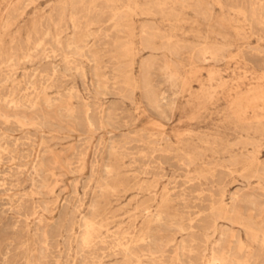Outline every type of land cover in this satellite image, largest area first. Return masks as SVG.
<instances>
[{
    "label": "rangeland",
    "instance_id": "374dc122",
    "mask_svg": "<svg viewBox=\"0 0 264 264\" xmlns=\"http://www.w3.org/2000/svg\"><path fill=\"white\" fill-rule=\"evenodd\" d=\"M228 1L95 0L90 12L80 17L72 12L80 0H0V114H16L30 124L5 126L0 119V144L11 146L13 151V157L4 156L0 162V264H97L100 260L99 264H264V248L256 246L258 243L239 225L252 216L264 230V177L255 173L257 164H264V18L260 17L264 11L257 0ZM114 10L119 13L112 22ZM55 21L66 27H54ZM28 38L29 48L34 49L27 58ZM45 49L55 53L44 55ZM47 63L59 69L46 91L54 102L53 110L46 113L41 102L30 111H14L11 103L22 98L30 83H38ZM9 75L14 78L10 80ZM155 91L157 95L165 93L167 100L160 103ZM84 109L91 113L92 127L82 122ZM158 157L162 160H156ZM213 201L224 202L228 215L223 218L214 212L216 218L212 216L209 209ZM91 225L93 229H88ZM84 235L89 238L84 240ZM64 238L70 242L62 241ZM131 238L137 246L133 244L132 254L125 256L118 244L130 243ZM101 240L106 241L101 245ZM67 251L71 252L67 255ZM258 253H262L261 260L255 262L253 256Z\"/></svg>",
    "mask_w": 264,
    "mask_h": 264
},
{
    "label": "bare ground",
    "instance_id": "6f19581e",
    "mask_svg": "<svg viewBox=\"0 0 264 264\" xmlns=\"http://www.w3.org/2000/svg\"><path fill=\"white\" fill-rule=\"evenodd\" d=\"M26 1V0H25ZM89 1V0H88ZM100 1V0H99ZM107 1H110V0H107ZM162 1V0H161ZM226 1V0H225ZM228 1V0H227ZM241 1V0H240ZM248 1H250V0H248ZM247 1V2H248ZM252 1V0H251ZM250 1V2H251ZM254 1V0H253ZM262 1H264V0H257L255 3L256 4H259V7L262 9V11H264V2H262ZM74 2V1H73ZM95 2V0H91L90 2H88V3H85L84 1H82V0H80V4H79V6H78V8L76 9V10H74V8H73V11L72 12H74L75 13V11L77 12V14L78 15H80V17H83L84 15H86V14H88L89 12H90V10H91V6L93 5V3ZM118 2V1H117ZM116 2V3H117ZM175 2V1H174ZM182 2V1H181ZM229 2V1H228ZM231 2V1H230ZM239 2V1H238ZM242 2V1H241ZM245 2V1H244ZM25 3V2H24ZM159 3V2H158ZM234 3V2H233ZM236 3H237V0H236ZM240 3V2H239ZM253 3V2H252ZM101 4V3H100ZM199 4V3H198ZM228 4V3H227ZM232 4V3H231ZM248 4H249V2H248ZM98 5V4H97ZM104 5H107V4H104ZM146 5H148V4H146ZM236 5H238V4H236ZM244 5V4H243ZM246 5V4H245ZM23 6V5H22ZM55 6H58V5H55ZM61 6V5H60ZM99 6V5H98ZM101 6V5H100ZM112 6H114V5H112ZM181 6H183V5H181ZM228 6H230V5H228ZM248 6V5H247ZM246 6V7H247ZM253 6V5H252ZM255 6V5H254ZM103 7V6H102ZM101 7V8H102ZM105 7V6H104ZM107 7V6H106ZM105 7V8H106ZM148 7V6H147ZM152 7V6H151ZM241 7H242V4H241ZM240 7V8H241ZM258 7V6H257ZM57 8V7H56ZM59 8V7H58ZM94 8H95V6H94ZM150 8V7H149ZM238 8V7H237ZM248 8V7H247ZM20 9V8H19ZM64 9H66V8H64ZM93 9V8H92ZM107 9V8H106ZM109 9V8H108ZM251 9H252V7H251ZM18 10V9H17ZM59 10H60V8H59ZM120 10V9H119ZM145 10H146V7H145ZM147 10H148V8H147ZM149 10H151V8L149 9ZM197 10V9H196ZM245 10H247V9H245ZM256 10V9H255ZM115 11V10H114ZM131 11V10H130ZM198 11H199V9H198ZM253 11V10H252ZM257 11H260L261 12V10H257ZM57 12V11H56ZM60 12V11H59ZM93 12V11H92ZM92 12L90 13V14H92ZM97 11H95V13H96ZM109 12H112V11H109ZM127 12H128V10H127ZM148 12V11H147ZM249 13L248 14H250V11H248ZM10 13V12H9ZM58 13V12H57ZM62 13V12H61ZM117 13H119V12H117V11H115L113 14L111 13L110 15H112V16H110L111 17V19H112V22H113V20L116 18V16H117ZM132 13V12H131ZM239 13H240V11H239ZM259 12H257V14H258ZM13 14V13H12ZM51 14H53L52 12H51ZM56 14V13H55ZM59 14V13H58ZM107 14H108V12H107ZM121 14H124V13H121ZM254 14H255V11H254ZM261 14V13H260ZM14 15V14H13ZM98 15V14H97ZM109 15V14H108ZM132 15V14H131ZM51 16V15H50ZM56 16V15H55ZM70 16V15H69ZM121 16V15H120ZM60 17H61V15H60ZM79 17V18H80ZM86 17V16H85ZM90 17V16H89ZM88 17V18H89ZM95 17V16H94ZM102 17H103V15H102ZM208 17V16H207ZM247 17V16H246ZM250 17H252V15L250 16ZM261 18H264V15H262V16H260ZM7 18V17H6ZM8 18H10V17H8ZM93 18V17H92ZM95 18H97V17H95ZM99 18V17H98ZM100 18H101V16H100ZM55 19H56V17H55ZM81 19H83V18H81ZM91 19V18H90ZM107 19H109V18H107ZM120 19H121V17H120ZM248 19V18H247ZM257 19H260V18H257ZM58 20V19H57ZM78 20V19H77ZM97 20V19H96ZM101 20V19H100ZM116 20H118V19H116ZM251 20V19H250ZM261 20V19H260ZM59 21V20H58ZM102 21H103V19H102ZM107 21V20H106ZM252 21V20H251ZM256 21V20H255ZM262 22H264V20H261ZM73 22V21H72ZM261 22V23H262ZM5 23V22H4ZM49 23V22H48ZM78 23H80V22H78ZM87 23V22H86ZM110 23H111V21H110ZM260 23V22H259ZM60 24V25H59ZM92 24V23H91ZM146 24V23H145ZM43 25V24H42ZM251 25V24H250ZM261 25V24H260ZM260 25H259V27H260ZM49 26V25H48ZM77 26V25H76ZM84 26V25H83ZM110 26V25H109ZM146 26V25H145ZM256 26V25H255ZM258 26V25H257ZM54 27H56V28H58V27H60V28H65L66 26L64 25V24H62V23H56V21L54 22ZM75 27V26H74ZM104 27V26H103ZM105 27H107V26H105ZM262 28H264V27H262ZM2 29V28H1ZM59 29V28H58ZM55 30V29H54ZM103 30V29H102ZM108 30V29H107ZM78 31V30H77ZM148 32V31H147ZM58 33H59V31H58ZM98 35V34H97ZM110 35V34H109ZM148 37V36H147ZM262 37H264V36H262ZM52 38V37H51ZM101 39H103V38H101ZM58 40V39H57ZM26 41V40H25ZM31 39L30 38H28L27 39V45H26V51H28L27 53L28 54H25L24 53V56L25 57H30L31 56V51L34 49L33 47H31V48H29L30 47V45H31ZM57 42H59V41H57ZM50 43V42H49ZM67 43V42H66ZM68 44V43H67ZM56 45V44H55ZM151 45H152V43H151ZM202 45V44H201ZM14 46V45H13ZM68 46V45H67ZM83 47V46H82ZM81 47V48H82ZM169 47V46H168ZM217 47V46H216ZM215 47V48H216ZM35 48H38V46L37 47H35ZM54 48V47H53ZM65 48H66V46H65ZM196 48V47H195ZM225 48V47H224ZM48 49H50V48H48ZM48 49H45L44 50V55L46 54V52H47V50ZM59 48H57V50H58ZM194 49V48H193ZM219 49H220V51H221V48L219 47ZM223 49V48H222ZM56 50V51H57ZM69 50V49H68ZM71 50V49H70ZM190 50H192V49H190ZM197 50H199V49H197ZM25 51V50H24ZM61 51H62V49H61ZM88 51V50H87ZM162 51H164V50H162ZM58 52V51H57ZM76 52V51H75ZM197 52V51H196ZM260 52V51H259ZM15 53V52H14ZM48 53H55V51L53 50V49H51V50H49L48 52H47V54ZM60 53V52H59ZM170 53V52H169ZM215 53H217V52H215ZM12 54H13V52H12ZM224 54V53H223ZM258 54V53H257ZM14 55V54H13ZM44 55H42L43 57H44ZM58 55V54H57ZM61 55V53L59 54V56ZM79 55H81V54H78L77 56H79ZM198 55V54H197ZM201 55V54H200ZM2 55H1V53H0V57H1ZM48 56V55H47ZM63 56V55H62ZM76 56V57H77ZM152 55H150L149 56V58H152L151 57ZM224 56V55H223ZM68 57V56H67ZM72 57V56H71ZM75 57V56H74ZM209 57V56H208ZM216 57V56H215ZM218 57V56H217ZM65 58V57H64ZM69 58V57H68ZM42 59V58H41ZM215 59V58H214ZM217 59V58H216ZM17 60V56H16V59H15V61ZM42 60H44V59H42ZM212 60V59H211ZM66 61V60H65ZM74 61V60H73ZM93 61V60H92ZM95 61V60H94ZM29 62V61H28ZM27 62V63H28ZM33 62V61H32ZM36 62V61H35ZM34 62V63H35ZM42 62V61H41ZM63 62V64H64V60L62 61ZM68 62V61H67ZM171 62V61H170ZM141 63V62H140ZM139 63V64H140ZM16 64V63H15ZM33 64V63H32ZM72 64H73V62H72ZM75 64V63H74ZM156 64V63H155ZM154 64V65H155ZM13 65V64H12ZM47 65L48 66H44V67H46L45 69H44V73L45 74H40V78H39V80H38V83H37V81H35V82H32V83H30V85H29V87H27V88H25V90H24V92H23V96H22V98L19 100L18 99V102H16V103H11L12 104V108H13V110L14 111H17L18 109H23V110H28V111H30V110H32V109H34L35 107H37L41 102H42V104H43V107H44V110H45V112L46 113H49V112H51L52 110H53V108H54V106H53V103L54 102H52V100H51V98H49L48 97V95L46 94V91H47V89H49V87H50V83L48 82V81H54L53 79L55 78V75H56V73H57V71L59 70L58 68V70L56 71V69H55V67L53 66L52 67V65H51V63H47ZM51 65V66H50ZM67 65V64H66ZM65 65V66H66ZM70 65V64H69ZM97 65V64H96ZM77 66V65H76ZM44 67H42V68H44ZM69 67V66H68ZM68 67H66L67 68V71H68ZM75 67V66H74ZM93 67V66H92ZM114 67V66H113ZM72 68V67H71ZM102 68V67H101ZM142 68V67H141ZM65 69V68H64ZM79 69V68H78ZM80 69H81V67H80ZM99 69V68H98ZM73 70V69H72ZM75 70H77V69H75ZM151 70V69H150ZM5 71V70H4ZM10 71H12V70H10ZM32 71V69H30V71L29 72H31ZM42 71V70H41ZM66 71V70H65ZM83 71V70H82ZM142 71H143V69H142ZM142 71H141V73H142ZM149 71V70H148ZM69 72V71H68ZM59 73V72H58ZM57 73V74H58ZM81 73V72H80ZM84 73V72H83ZM97 73V72H96ZM149 73V72H148ZM14 74V73H13ZM12 74V75H13ZM15 74H17V73H15ZM14 74V75H15ZM32 74V73H31ZM36 74V73H35ZM94 74V73H93ZM113 74V73H112ZM3 75V74H2ZM6 75H8V73L6 74ZM12 75H9V77L8 78H10V80H12L14 77L12 76ZM38 75V74H37ZM85 75V74H84ZM26 76V75H25ZM24 76V77H25ZM97 76V75H96ZM4 77V76H3ZM37 77V76H36ZM98 77V76H97ZM107 77V76H106ZM115 77V76H114ZM86 78V77H85ZM111 78V77H110ZM149 78V77H148ZM24 79H28V78H24ZM59 79V78H58ZM94 79V78H93ZM180 79V78H179ZM2 80V79H1ZM34 80V79H33ZM36 80V79H35ZM97 81H98V79H96ZM103 79H101V81H102ZM146 80H148V79H146ZM151 80V79H150ZM3 81H4V79H3ZM96 81V82H97ZM141 81H142V79H141ZM149 81V80H148ZM2 82V81H1ZM26 82V81H25ZM151 82V81H150ZM27 83V82H26ZM49 83V84H48ZM105 83V82H104ZM47 84V85H46ZM58 84V83H57ZM98 84V83H97ZM148 84V83H147ZM19 85V84H18ZM23 85V84H22ZM27 85H28V83H27ZM64 85V84H63ZM100 85V84H99ZM98 85V86H99ZM152 85V84H151ZM14 86V85H13ZM53 86V85H52ZM98 86H97V88H98ZM102 86V85H101ZM8 87V86H7ZM19 87H20V85H19ZM22 87V86H21ZM20 87V88H21ZM64 87V86H63ZM90 87H92V86H90ZM100 87V86H99ZM114 87V86H113ZM1 88V87H0ZM12 88V87H11ZM57 88V87H56ZM101 88V87H100ZM99 88V89H100ZM151 88V90H152V87H150ZM7 89V88H6ZM86 89V88H85ZM111 89V88H110ZM4 90V89H3ZM2 90V91H3ZM14 90V89H13ZM54 90V89H53ZM57 90V89H56ZM60 90H61V88H60ZM102 90V89H101ZM106 90H107V88H106ZM149 89H147V91H148ZM153 90H154V88H153ZM156 90V89H155ZM1 91V90H0ZM20 91V90H19ZM109 91V90H108ZM143 91V90H142ZM4 92V91H3ZM3 92H1V93H3ZM7 92H8V89H7ZM10 92H12V91H10ZM74 92V91H73ZM72 92V93H73ZM76 92V91H75ZM111 92V91H110ZM113 92V91H112ZM145 92V91H144ZM156 92L157 91H155V94H156ZM13 93V92H12ZM15 93V92H14ZM114 93V92H113ZM146 93V92H145ZM8 95H11V94H9V93H7ZM58 94V93H57ZM69 94V93H68ZM76 94V93H75ZM94 94H96V92L94 93ZM2 95V94H1ZM4 95V94H3ZM20 95H22V94H20ZM63 95V94H62ZM61 95V96H62ZM79 95V94H78ZM96 95H100V94H96ZM102 95V94H101ZM111 95V94H110ZM115 95V94H114ZM157 95V94H156ZM5 96H6V94H5ZM59 96H60V94H59ZM67 96V95H66ZM75 96V95H74ZM109 96V95H108ZM11 97V96H10ZM20 97V96H19ZM80 97V96H79ZM82 97V96H81ZM117 97V96H116ZM119 97V96H118ZM157 98H158V100H159V102L160 103H163V102H165L166 100H167V97L165 96V93L163 94V93H161V94H158L157 96H156ZM2 98V97H1ZM0 98V99H1ZM76 98V97H75ZM8 99V98H7ZM172 99V98H171ZM6 100V99H5ZM53 100H54V98H53ZM144 100V99H143ZM71 101V100H70ZM70 101H68V102H70ZM76 101V100H75ZM82 101V100H81ZM145 101V100H144ZM151 101V100H150ZM170 101V100H169ZM1 102V101H0ZM2 102H3V100H2ZM8 102H9V100H8ZM78 103V102H77ZM146 103H147V101H146ZM145 103V104H146ZM9 104V103H8ZM158 104V103H157ZM84 105V104H83ZM146 105H148V104H146ZM162 105V104H161ZM86 106V105H85ZM84 106V107H85ZM110 106V105H109ZM149 106H150V104H149ZM4 107H5V104H4ZM81 106H79V108H80ZM83 107V108H84ZM93 107H95V106H93ZM97 107V106H96ZM150 107H152V106H150ZM150 107H148V108H150ZM157 107V106H156ZM164 107H165V105H164ZM7 108H10V106H8ZM82 108V107H81ZM82 108V109H83ZM152 108H155V106H153ZM152 108H150V110L152 109ZM160 108V107H159ZM96 108H94L93 110H95ZM113 109V108H112ZM163 109V108H162ZM161 108H160V110L161 111H163ZM26 110H25V112H26ZM81 110V109H80ZM85 110V111H84ZM84 110H82V114H83V118H82V122L85 124V125H87V126H89V127H92L93 126V118H92V116H91V113L89 112V109H84ZM91 110V109H90ZM107 110V109H106ZM155 110V109H154ZM261 110V109H260ZM61 111H64V110H61ZM77 112V111H76ZM110 112V111H109ZM157 112V111H156ZM63 113V112H62ZM80 113V112H79ZM99 113V112H98ZM100 113H102V112H100ZM120 113V112H119ZM163 113V112H162ZM65 114H67L66 112H65ZM97 114V113H96ZM155 114V113H154ZM67 115H69V113L67 114ZM108 115H110V113L108 114ZM106 116V115H105ZM123 116V115H122ZM122 116H121V118H122ZM157 116V115H156ZM107 117V116H106ZM110 117V116H109ZM70 118V117H69ZM71 118H73V116L71 117ZM105 118V117H104ZM112 118V117H111ZM110 118V119H111ZM168 118V117H167ZM261 118V117H260ZM0 119H2V121H3V124L5 123V126H6V124L8 125L9 124V126L11 125V124H14V125H16L17 127H20V128H22V127H25V126H27V125H30V124H26V120H25V117H23V118H21V117H18L16 114L15 115H9V114H0ZM102 119V118H101ZM255 119H258V118H255ZM106 120H108V119H106ZM117 120V119H116ZM120 120V119H119ZM262 120V119H261ZM2 121H0V122H2ZM257 121H259V120H257ZM108 122V121H107ZM109 122H110V120H109ZM112 123V122H111ZM110 123V125H112ZM118 125V124H117ZM41 126H43V124L41 125ZM15 127V126H14ZM119 127V126H118ZM13 128V127H12ZM120 129V128H119ZM4 130V129H3ZM11 130V129H10ZM15 130H17L16 128H15ZM8 131H9V127H8ZM13 131V130H12ZM81 131V130H80ZM79 131V132H80ZM11 132V131H10ZM14 132V131H13ZM18 132H20V131H18ZM83 132V131H82ZM0 133H1V131H0ZM25 134H27V133H25ZM41 135V134H40ZM23 136V135H22ZM25 136V135H24ZM27 136V135H26ZM36 136V135H35ZM9 137V136H8ZM113 137V136H112ZM21 139V138H20ZM26 139V138H25ZM28 139H30V138H28ZM85 139V138H84ZM10 140V139H9ZM8 140V141H9ZM32 140H34V139H32ZM137 140V139H136ZM4 141V140H3ZM2 142V141H1ZM16 142V141H15ZM27 142V141H26ZM33 142V141H32ZM34 142H35V140H34ZM129 142V141H128ZM19 143H21V141H19ZM160 143V142H159ZM24 144V143H23ZM28 144H29V142H28ZM27 144V145H28ZM245 144V143H244ZM9 145H10V143H9ZM16 144H14V146H15ZM19 145V144H18ZM27 145H25V146H27ZM35 145V144H34ZM41 145V144H40ZM158 145V144H157ZM21 146H23V145H21ZM20 146V147H21ZM81 146V145H80ZM11 147V146H10ZM8 145H4V144H0V162H1V160H3V158H4V156H9V157H13V151L11 150V148H10ZM130 147V146H129ZM15 148V147H14ZM149 148V147H148ZM112 149V148H111ZM154 149V148H153ZM31 150V149H30ZM33 150V149H32ZM31 150V151H32ZM152 150V149H151ZM156 150H158V149H156ZM87 151V150H86ZM112 151L114 152V150L112 149ZM148 151H150V150H148ZM159 151H160V149H159ZM44 152V151H43ZM151 152V151H150ZM45 153H46V151H45ZM79 153V152H78ZM78 153H76V154H78ZM97 153V152H96ZM112 153V152H111ZM25 154V153H24ZM154 154V153H153ZM168 154H169V152H168ZM247 154H249V153H247ZM84 155V154H83ZM114 155H116V154H114ZM121 155V154H120ZM124 155V154H123ZM157 155V154H156ZM161 155V154H160ZM159 155V156H160ZM163 155V154H162ZM171 155H172V153H171ZM185 155V154H184ZM74 156V155H73ZM170 156V155H169ZM240 156H241V154H240ZM239 156V157H240ZM43 157V156H42ZM77 157V156H76ZM152 157V156H151ZM153 157H154V155H153ZM165 157H166V155H165ZM164 157V158H165ZM172 157V156H171ZM181 157V156H180ZM25 158V157H24ZM74 158V157H73ZM160 157H158V158H156V160L157 159H159ZM162 158V157H161ZM160 158V159H161ZM249 158V157H248ZM7 159H9L8 157H7ZM20 159H22V158H20ZM25 159H28V158H25ZM43 159V158H42ZM59 159V158H58ZM159 159V160H160ZM179 159H181V158H179ZM182 159H185V158H183L182 157ZM236 159V158H235ZM10 160V159H9ZM11 160H12V158H11ZM60 160V159H59ZM151 161H152V159H150ZM154 160V159H153ZM162 160V159H161ZM165 160V159H164ZM168 160V159H167ZM234 160V159H233ZM15 161V160H14ZM23 162H25L24 160H22ZM147 161H149L148 159H147ZM181 161V160H180ZM190 161V160H189ZM231 161V160H230ZM237 161V160H236ZM238 161H239V159H238ZM9 162V161H8ZM13 162V161H12ZM157 162V161H156ZM155 162V163H156ZM163 162V161H162ZM166 162V161H165ZM186 162V161H185ZM13 163H16V162H13ZM17 163H20V162H17ZM16 163V164H17ZM149 163V162H148ZM152 163V162H151ZM160 163V162H159ZM180 163V162H179ZM158 164V163H157ZM230 164V163H229ZM110 165V164H109ZM187 165V164H186ZM189 165V164H188ZM231 165V164H230ZM23 166V165H22ZM108 166V165H107ZM155 166V165H154ZM162 166V165H161ZM182 166V165H181ZM190 166V165H189ZM192 166V165H191ZM236 166V165H235ZM234 166V167H235ZM21 167V166H20ZM135 167V166H134ZM132 168V167H131ZM148 168V167H147ZM154 168V167H153ZM17 169V168H16ZM32 169V168H31ZM96 169V168H95ZM208 169V168H207ZM15 170V169H14ZM19 170V169H18ZM144 170V169H143ZM148 170V169H147ZM188 170V169H187ZM233 170V169H232ZM256 170H257V172L255 171V173H258L260 176H262V177H264V164H257V166H256ZM24 171V170H23ZM26 171V170H25ZM41 171V170H40ZM144 171H146V170H144ZM149 171H151V170H149ZM152 171H153V169H152ZM160 171V170H159ZM214 171V170H213ZM15 172V171H14ZM19 172V171H18ZM109 172H112L111 170L109 171ZM108 172V173H109ZM148 172V171H147ZM156 172H158V171H156ZM228 172V171H227ZM246 172V171H245ZM11 173V172H10ZM71 173V172H70ZM115 173V172H114ZM146 173V172H145ZM150 173V172H149ZM161 173V172H160ZM164 173V172H163ZM15 174H16V172H15ZM148 174V173H147ZM155 174V173H154ZM201 174V173H200ZM209 174V173H208ZM207 174V175H208ZM250 175H251V173H249ZM144 175V174H143ZM159 175V174H158ZM204 175V174H203ZM243 175H244V173H243ZM256 175V174H255ZM22 176V175H21ZM155 176H157V175H155ZM162 176V175H161ZM161 176H159L160 178H161ZM164 176V175H163ZM206 176V175H205ZM258 176V175H257ZM256 176V177H257ZM15 177H17V176H15ZM29 177V176H28ZM147 177V176H146ZM202 177H204V176H202ZM251 177H254V176H252L251 175ZM4 178V177H3ZM30 178V177H29ZM117 178V177H116ZM159 178V179H160ZM192 178V177H191ZM220 178V177H219ZM258 178H259V176H258ZM157 179V178H156ZM158 179V180H159ZM194 179V178H193ZM196 179V178H195ZM221 179V178H220ZM155 180V179H154ZM174 180V179H173ZM188 180V179H187ZM260 180V179H259ZM160 181V180H159ZM261 181V180H260ZM152 182V181H151ZM150 182V183H151ZM158 182V181H157ZM220 182V181H219ZM222 182V181H221ZM246 182H247V180H246ZM262 182H264V181H262ZM160 183V182H159ZM179 183V182H178ZM198 183V182H197ZM218 182H216V184H217ZM147 184V183H146ZM214 184V183H213ZM15 185V184H14ZM103 185V184H102ZM106 185V184H105ZM108 185V184H107ZM110 185V184H109ZM162 185V184H161ZM193 186H194V184H192ZM191 185V187H189V188H193V186ZM218 185H219V183H218ZM30 186H32V185H30ZM40 186V185H39ZM101 186V185H100ZM112 186H114V184H112ZM140 186V185H139ZM6 187V186H5ZM101 187H103V186H101ZM146 187V186H145ZM195 187V186H194ZM109 188V187H108ZM132 188H134V187H132ZM157 188H160V187H157ZM167 188V187H166ZM170 188V187H169ZM178 188V187H177ZM218 188V187H217ZM38 189H40V188H38ZM103 189V188H102ZM107 189V188H106ZM110 189V188H109ZM168 189V188H167ZM221 188H219V190H220ZM224 189V188H223ZM138 190V189H137ZM158 190V189H157ZM156 190V191H157ZM160 190V189H159ZM171 190V189H170ZM195 190V189H194ZM5 191V190H4ZM31 191V190H30ZM39 191V190H38ZM107 191V190H106ZM110 191V190H109ZM108 191V192H109ZM136 191V190H135ZM177 191V190H176ZM240 191V190H239ZM40 192V191H39ZM104 192V191H103ZM103 192H102V195H103ZM111 192H114V191H111ZM148 192V191H147ZM150 192V191H149ZM158 192V191H157ZM196 192V191H195ZM221 192H223V191H221L220 190V193ZM31 193V192H30ZM29 193V194H30ZM74 193H75V191H74ZM101 193V192H100ZM171 193V192H170ZM214 193V192H213ZM33 194V193H32ZM107 194V193H106ZM105 194V195H106ZM158 194V193H157ZM174 194V193H173ZM177 194V193H176ZM204 194V193H203ZM26 195V194H25ZM86 195V194H85ZM104 195V196H105ZM172 195V194H171ZM179 195V194H178ZM181 195V194H180ZM197 195V194H196ZM219 194H217V196H218ZM233 195V194H232ZM241 195V194H240ZM17 196V195H16ZM20 196H21V194H20ZM24 196V195H23ZM44 196V195H43ZM107 196V195H106ZM158 196V195H157ZM169 197H170V194L168 195ZM192 196V195H191ZM213 196V195H212ZM221 196V195H220ZM27 197V196H26ZM46 197V196H45ZM48 197V196H47ZM71 197V196H70ZM160 197V196H159ZM172 197V196H171ZM175 197V196H174ZM232 197V196H231ZM238 197H239V194H238ZM241 197V196H240ZM243 197V196H242ZM13 198V197H12ZM25 198V197H24ZM23 198V199H24ZM68 198V197H67ZM166 198V197H165ZM168 198V197H167ZM179 198H180V196H179ZM245 198H247V197H245ZM244 198V199H245ZM26 199V198H25ZM84 199V198H83ZM182 199H184V198H182ZM181 199V200H182ZM190 199V198H189ZM220 199V198H219ZM232 199V198H231ZM254 198H252L251 200H253ZM12 200V199H11ZM175 200V199H174ZM217 200V199H216ZM221 200V199H220ZM235 200V199H234ZM250 200V199H249ZM28 201V200H27ZM30 201H32V199L30 200ZM42 201V200H41ZM53 201V200H52ZM170 201V200H169ZM173 201V200H172ZM171 201V202H172ZM176 201V200H175ZM179 201V200H178ZM236 201H237V199H236ZM241 201V200H240ZM243 202H245V201H247V200H242ZM254 202L255 201H257V200H253ZM8 202V201H7ZM12 202V201H11ZM15 202V201H14ZM19 202H21L20 200H19ZM37 202V201H36ZM154 202H156V198H155V201ZM170 202V203H171ZM174 202V201H173ZM185 202V201H184ZM214 202V201H213ZM232 202H233V200H232ZM10 203V202H9ZM13 203V202H12ZM32 203V202H31ZM83 203V202H82ZM234 203V202H233ZM238 203V202H237ZM247 203V202H246ZM248 203H249V201H248ZM22 204V203H21ZM43 204V203H42ZM96 204V203H95ZM95 204H93V205H95ZM185 204V203H184ZM207 204V203H206ZM241 204V203H240ZM245 204V203H244ZM252 204V203H251ZM18 205H19V203H18ZM44 205V204H43ZM46 205V204H45ZM154 205V204H153ZM233 205V204H232ZM246 205H248V204H246ZM254 205V204H253ZM3 206V205H2ZM36 206H37V204H36ZM80 206H82V204L80 205ZM97 206V205H96ZM6 207V206H5ZM14 207V206H13ZM17 207V206H16ZM19 207L20 206H18V209H19ZM31 207V206H30ZM29 207V208H30ZM43 207V206H42ZM45 207V206H44ZM149 207V206H148ZM148 207H146V209H148ZM233 206H231V208H232ZM251 207H253V206H251ZM255 207V206H254ZM7 208H9L8 206H7ZM11 208V207H10ZM15 208V207H14ZM24 208V207H23ZM27 208V207H26ZM26 208H24V209H26ZM33 207H31V209H32ZM74 208V207H73ZM90 208H92V207H90ZM136 208V207H135ZM201 208V207H200ZM199 208V209H200ZM207 208V207H206ZM208 208H209V206H208ZM230 208V209H231ZM234 208V207H233ZM232 208V209H233ZM6 209V208H5ZM11 209H13V208H11ZM17 209V210H18ZM22 209V208H21ZM31 209H29V211L31 210ZM45 209V208H44ZM56 209H57V207H56ZM55 209V210H56ZM95 209H98L99 210V208H95ZM145 208L144 209H142V211H144V210H146ZM202 209V208H201ZM200 209V210H201ZM28 210V209H27ZM33 210V209H32ZM74 210H76V209H74ZM81 210V209H80ZM92 210H94V209H92ZM2 211H4V209L2 210ZM20 211V210H19ZM28 211V212H29ZM46 211V210H45ZM72 211V210H71ZM104 211V210H103ZM155 211H156V209H155ZM158 211V210H157ZM203 211V210H202ZM209 211L211 212V215L212 216H214V212H216L219 216H223V218H224V216H226V215H228V208H227V205L224 203V202H222V201H220L219 203H212L211 205H210V209H209ZM208 211V212H209ZM6 212V211H5ZM10 213H11V211H9ZM13 212V211H12ZM16 212V211H15ZM14 212V213H15ZM34 212V211H33ZM32 212V213H33ZM50 212V211H49ZM48 212V213H49ZM100 212V211H99ZM102 212V211H101ZM148 212V211H147ZM146 212V213H147ZM162 212V211H161ZM176 212V211H175ZM232 212H233V210H232ZM232 212H230V213H232ZM7 213V212H6ZM17 213V212H16ZM23 213V212H22ZM25 213V212H24ZM23 213V214H24ZM31 213V212H30ZM55 213V212H54ZM96 213V212H95ZM95 213H93L92 215H94ZM145 213V212H144ZM146 213H145V215H146ZM149 213V212H148ZM163 213H165V212H163ZM207 213V212H206ZM8 214V213H7ZM13 214V213H12ZM33 214H35V212L33 213ZM43 214V213H42ZM47 214V213H46ZM70 214V213H69ZM89 214V213H88ZM91 214V213H90ZM203 214H205V212L203 213ZM2 215V214H1ZM4 215V214H3ZM27 215V214H26ZM96 215V214H95ZM144 215V216H145ZM200 215V214H199ZM199 215H196V217L197 216H199ZM5 216V215H4ZM17 216V215H16ZM31 216V215H30ZM52 216V215H51ZM72 216V215H71ZM75 216V215H74ZM90 216V215H89ZM98 216V215H97ZM102 216H104V215H102ZM156 216V215H155ZM189 216H190V214H189ZM236 216H237V214H236ZM6 217V216H5ZM13 217V216H12ZM28 217V216H27ZM61 217H63L62 215H61ZM70 217V216H69ZM73 217V216H72ZM88 217V216H87ZM171 217V216H170ZM202 217V216H201ZM215 217V216H214ZM229 217V216H228ZM9 218V217H8ZM11 218V217H10ZM58 218H60V217H58ZM74 218V217H73ZM90 218V217H89ZM92 218V217H91ZM90 218V219H91ZM98 218V217H97ZM103 218V217H102ZM124 218V217H123ZM206 218H207V216H206ZM216 218V217H215ZM236 218H238V216L236 217ZM240 218V217H239ZM239 218H238V220H239ZM32 219V218H31ZM71 219V218H70ZM69 219V220H70ZM135 219V218H134ZM154 219V218H153ZM152 219V220H153ZM165 219H167V218H165ZM198 219V218H197ZM199 219H201V218H199ZM205 219V218H204ZM241 220H242V218H240ZM11 220H13V219H11ZM26 220V219H25ZM56 220H58V219H56ZM56 220H54V221H56ZM72 220V219H71ZM74 220V219H73ZM83 220H86L85 218H83L82 219V222H83ZM93 220H95V219H93ZM102 220V219H101ZM219 220V219H218ZM232 220V219H231ZM234 220V219H233ZM6 221H7V219H6ZM5 221V222H6ZM10 221V220H9ZM8 221V222H9ZM14 222L16 221V220H13ZM18 221V220H17ZM22 221V220H21ZM30 221V220H29ZM42 221V220H41ZM53 221V222H54ZM87 221H89V220H87ZM87 221H84V223L85 222H87ZM103 221V220H102ZM196 221V220H195ZM199 221V220H198ZM210 221V220H209ZM216 221V220H215ZM214 221V222H215ZM235 221V220H234ZM57 222V221H56ZM73 222V221H72ZM90 222V221H89ZM88 222V223H89ZM188 222H190V221H188ZM192 222V221H191ZM204 222V221H203ZM212 222V221H211ZM210 222V223H211ZM231 222V221H230ZM256 221H255V218L254 217H252V216H250L248 219L247 218H245V220H243L242 222H239V225L241 226V227H243V229L245 230V233H246V235L251 239V240H253V241H255V242H257L258 243V245L257 244H255L256 246H259L261 249L262 248H264V230H260V228L258 227V225L255 223ZM4 223V222H3ZM23 223V222H22ZM58 223V222H57ZM67 223V222H66ZM70 223V222H69ZM69 223L67 224V225H69ZM97 223V222H96ZM99 223V222H98ZM102 223V222H101ZM101 223H99V224H101ZM159 223V222H158ZM158 223H156V224H158ZM161 223V222H160ZM199 224H200V222H198ZM262 223V222H261ZM12 224V223H11ZM71 224V223H70ZM94 224V223H93ZM105 224V223H104ZM170 224V223H169ZM175 224V223H174ZM193 224V223H192ZM203 224H205V223H203ZM2 225V224H1ZM8 224H6V226H7ZM23 225V224H22ZM26 225V224H25ZM53 225V224H52ZM96 225V224H95ZM94 225V226H95ZM162 225V224H161ZM179 225V224H178ZM182 225V224H181ZM181 225H179L180 227H181ZM195 225V224H194ZM198 225V224H197ZM206 225V224H205ZM212 225H213V222H212ZM215 225V224H214ZM14 226V225H13ZM72 226V225H71ZM82 227H83V225H81ZM88 226V225H87ZM87 226H86V228H87ZM92 226V225H91ZM163 226V225H162ZM166 226H168V225H166ZM169 226H171V225H169ZM201 226H202V224H201ZM200 226V227H201ZM262 226H264V225H262ZM5 226H3L2 225V228H4ZM9 227H11V226H9ZM18 227V226H17ZM22 227V226H21ZM25 227V226H24ZM43 227V226H42ZM50 227H52V226H50ZM57 227H58V225H57ZM84 227H85V224H84ZM98 227H100V226H98ZM120 227V226H119ZM209 227V226H208ZM207 227V228H208ZM211 227H213V226H211ZM225 227V226H224ZM240 227V228H241ZM8 228V227H7ZM40 228V227H39ZM49 228V227H48ZM60 228V227H59ZM89 228H91V229H93V226L92 227H88V229ZM189 228V227H188ZM196 228H197V226H196ZM204 228V227H203ZM226 228V227H225ZM12 229H13V227H12ZM11 229V230H12ZM16 229H18V228H16ZM28 229V228H27ZM61 229V228H60ZM69 229V228H68ZM87 229V230H88ZM97 229V228H96ZM100 229V228H99ZM98 229V230H99ZM118 229V228H117ZM168 229V228H167ZM170 229V228H169ZM175 229V228H174ZM183 229H186V228H183ZM199 229V228H198ZM205 229V228H204ZM2 230V229H1ZM20 230H22L21 228H20ZM19 230V231H20ZM41 230H43V229H40V231ZM65 230V229H64ZM71 230V229H70ZM69 230V231H70ZM84 230V229H83ZM82 230V231H83ZM115 230V229H114ZM158 230V229H157ZM189 230H194V229H189ZM200 230V229H199ZM207 230V229H206ZM205 230V231H206ZM210 230V229H209ZM229 230V229H228ZM243 230V231H244ZM8 231V230H7ZM23 231V230H22ZM27 231V230H26ZM28 231H29V229H28ZM49 231V232H48ZM47 232L48 233H50V230H48ZM68 231V232H69ZM72 231H73V229H72ZM90 231V230H89ZM94 231V230H93ZM146 231H148L147 229H146ZM186 231H187V229H186ZM65 232V231H64ZM67 232V231H66ZM65 232V233H66ZM100 232V231H99ZM141 232H143L142 230H141ZM189 232V231H188ZM207 232V231H206ZM209 232V231H208ZM224 232H225V230H224ZM4 233V232H3ZM6 233V232H5ZM4 233V234H5ZM10 233V232H9ZM13 233V232H12ZM27 233V232H26ZM39 233V232H38ZM37 233V234H38ZM60 233V232H59ZM85 233H86V231H85ZM89 233V232H88ZM87 233V234H88ZM181 233V232H180ZM226 233V232H225ZM15 234H16V232H15ZM25 234V233H24ZM41 234H42V232H41ZM44 234V233H43ZM45 234H47V233H45ZM81 234H83V233H81ZM80 234V235H81ZM94 234H96V233H94ZM142 234V233H141ZM144 234V233H143ZM196 234V233H195ZM223 234V233H222ZM3 235V234H2ZM2 235H0V236H2ZM5 235H7V234H5ZM52 235V234H51ZM71 235V234H70ZM70 235H68V236H70ZM120 235V234H119ZM125 235V234H124ZM123 235V236H124ZM140 234H138L137 236H139ZM224 235V234H223ZM7 236H9V235H7ZM13 236V235H12ZM18 236V235H17ZM25 236H26V234H25ZM41 236V235H40ZM50 236V235H49ZM87 236V235H86ZM97 236V235H96ZM95 236V237H96ZM143 236V235H142ZM153 236V235H152ZM196 236V235H195ZM198 236V235H197ZM200 236H201V234H200ZM199 236V237H200ZM22 237V236H21ZM82 237V236H81ZM84 237H85V235H84ZM106 237V236H105ZM108 237V236H107ZM113 237V236H112ZM134 236L132 235V238H133ZM140 237V236H139ZM186 237H188V236H186ZM193 237V236H192ZM198 237V238H199ZM205 237V236H204ZM209 237V236H208ZM235 237V236H234ZM233 237V238H234ZM5 238V237H4ZM3 238V239H4ZM32 238V237H31ZM44 238V237H43ZM87 238H89V235H88V237H85V238H83L84 240L85 239H87ZM90 238H92V236H90ZM121 238H122V235H121ZM132 238H131V240H132ZM138 238V237H137ZM152 238H155V237H152ZM196 238V237H195ZM201 238H203V236L202 237H200L199 239H201ZM224 238H225V235H224ZM14 239V238H13ZM36 239V238H35ZM39 239H40V237H39ZM54 239V238H53ZM56 240H58L57 238H55ZM54 239V240H55ZM79 239V238H78ZM82 239V238H81ZM101 239V238H100ZM108 239V238H107ZM117 239V238H116ZM186 239V238H185ZM184 239V240H185ZM192 239V238H191ZM197 239V238H196ZM227 239V238H226ZM235 239V238H234ZM17 240V239H16ZM42 240V239H41ZM55 240V241H56ZM80 240V239H79ZM95 240V239H94ZM121 240V239H120ZM124 240V239H123ZM126 240V239H125ZM130 240V243H127V244H125V242H124V244H121L122 242H120L119 244H118V242H117V244H118V246H120L121 248L120 249H122L123 251H124V255L125 256H128V255H131L132 254V252H131V249H130V247H132V249H133V247L134 246H132L134 243H136V241H134V240H132L131 241ZM142 240V239H141ZM147 240H149L148 238H147ZM153 240V239H152ZM190 240V239H189ZM224 240V239H223ZM232 240V239H231ZM3 241V240H2ZM21 241V240H20ZM20 241H19V243H20ZM24 241V240H23ZM26 241V240H25ZM37 241V240H36ZM55 241L53 242V243H55ZM62 241H67V243H69L70 241H68V240H65V238L62 240ZM74 241V240H73ZM81 241V240H80ZM87 241V240H86ZM85 241V242H86ZM102 241H106V240H101V242ZM114 241H115V239H114ZM113 241V242H114ZM119 241V240H118ZM134 241V242H133ZM143 241V240H142ZM146 241V240H145ZM154 241H155V239H154ZM187 241V240H186ZM192 241V240H191ZM194 241H196V240H194ZM202 241V240H201ZM30 242V241H29ZM44 242H47V241H44ZM91 242V241H90ZM95 242V241H94ZM100 242V241H99ZM128 242V241H127ZM144 242V241H143ZM189 242V241H188ZM205 242V241H204ZM209 242V241H208ZM225 242V241H224ZM234 242H236V241H234ZM6 243H7V241H6ZM9 243V242H8ZM66 243V242H65ZM66 243V244H67ZM83 243H84V241H83ZM82 243V244H83ZM112 243V242H111ZM141 243V242H140ZM139 243V244H140ZM149 243V242H148ZM151 243V242H150ZM184 243V242H183ZM195 243V242H194ZM198 243H200V242H198ZM198 243H197V245H198ZM4 244V243H3ZM13 244V243H12ZM25 244V243H24ZM38 244V243H37ZM45 244V243H44ZM47 244V243H46ZM45 244V245H46ZM63 244H64V242H63ZM73 244V243H72ZM91 244V243H90ZM94 244V243H93ZM103 244V242L101 243V245ZM105 244V243H104ZM116 244V243H115ZM152 244H154V243H152ZM160 244H162V243H160ZM172 244V243H171ZM182 244V243H181ZM192 244V243H191ZM190 244V245H191ZM5 245V244H4ZM10 245V244H9ZM27 245H28V243H27ZM39 245V244H38ZM50 245V244H49ZM51 245H52V243H51ZM55 245V244H54ZM58 245V244H57ZM69 245V249H71L70 247H71V245L70 244H68ZM79 245H80V243H79ZM83 245H85V244H83ZM98 245V244H97ZM107 244H105V246H106ZM112 245V244H111ZM110 245V246H111ZM134 245H136V244H134ZM147 245V244H146ZM173 245V244H172ZM184 245H187V244H184ZM195 244H193L192 246H194ZM211 245V244H210ZM220 245H221V243H220ZM223 245V244H222ZM221 245V246H222ZM40 246V245H39ZM47 246V245H46ZM66 246V245H65ZM65 246H63V247H65ZM88 246V245H87ZM93 246V245H92ZM108 246H109V244H108ZM137 246V245H136ZM140 246V245H139ZM152 246V245H151ZM181 246V245H180ZM220 246V247H221ZM12 247V246H11ZM10 247V248H11ZM20 247V246H19ZM24 247V246H23ZM28 247V246H27ZM42 247V246H41ZM40 247V248H41ZM80 247V246H79ZM94 247V246H93ZM101 247H103V246H101ZM111 247H113V246H111ZM169 247V246H168ZM173 247V246H172ZM200 247V246H199ZM6 248V247H5ZM16 248V247H15ZM22 248V247H21ZM21 248H19L20 250L19 251H21ZM43 248V247H42ZM45 248V247H44ZM48 248V247H47ZM54 248V247H53ZM68 248V247H67ZM88 248V247H87ZM86 248V249H87ZM92 248V247H91ZM108 248V247H107ZM171 247H169V249H170ZM180 248H182V247H180ZM194 248V247H193ZM243 248V247H242ZM242 248H240V249H242ZM46 249V248H45ZM69 249H67V250H69ZM80 249H82V248H80ZM84 250H85V248H83ZM95 249V248H94ZM102 249H104V247L102 248ZM136 249H137V247H136ZM184 249H187V248H184ZM195 249H196V247H195ZM217 249H218V247H217ZM216 249V250H217ZM251 249V248H250ZM7 250V249H6ZM10 250V249H9ZM25 250V249H24ZM23 250V251H24ZM38 251L39 250H41V249H37ZM48 250V249H47ZM52 250V249H51ZM64 250H65V248H64ZM78 250H79V248H78ZM89 250V249H88ZM87 250V251H88ZM97 250H98V248H97ZM115 250H118V249H115ZM144 250H145V248H144ZM146 250H148V249H146ZM154 250V249H153ZM200 250V249H199ZM202 250V249H201ZM203 250H205L204 248H203ZM202 250V251H203ZM218 250H220V249H218ZM234 250V249H233ZM43 251H46V250H43ZM56 250H54V252H55ZM72 251V250H71ZM70 251V252H71ZM100 251V250H99ZM114 251V250H113ZM120 251V250H119ZM166 251H170V250H167L166 249ZM171 251H173V250H171ZM189 251V250H188ZM198 251V250H197ZM222 251V250H221ZM231 251H232V249H231ZM248 251V250H247ZM258 251V250H257ZM4 252V251H3ZM6 252V251H5ZM7 252H8V250H7ZM17 252V251H16ZM26 252V251H25ZM27 252H28V250H27ZM26 252V253H27ZM57 252V251H56ZM55 252V253H56ZM69 252V253H70ZM86 252V251H85ZM96 252V251H95ZM102 252V251H101ZM141 252V251H140ZM194 253H195V251H193ZM205 252H207V249H206V251ZM216 252V251H215ZM219 252V251H218ZM241 252V251H240ZM260 252V251H259ZM20 253H22V252H20ZM30 253V252H29ZM40 253V252H39ZM42 253V252H41ZM47 253V252H46ZM45 253V254H46ZM52 253V252H51ZM68 253V251H67V253H65V254H69ZM171 253H173V252H171ZM182 253V252H181ZM181 253H180V255H181ZM224 253H225V251H224ZM6 254V253H5ZM25 254V253H24ZM60 254V253H59ZM65 254H64V256H65ZM93 254V253H92ZM97 254V253H96ZM118 254V253H117ZM122 254V253H121ZM149 254V253H148ZM183 254V253H182ZM186 254H188V252L186 253ZM189 254H191V251L189 252ZM188 254V256H191V255H189ZM195 254H197V253H195ZM194 254V255H195ZM212 254V253H211ZM215 254V253H214ZM228 254V253H227ZM256 254V253H255ZM254 254V255H255ZM1 255V254H0ZM23 255V254H22ZM27 255V254H26ZM31 255V254H30ZM38 255V254H37ZM43 255V254H42ZM47 255V254H46ZM66 255V256H67ZM90 255V254H89ZM111 255H113V254H111ZM142 255V254H141ZM146 255V254H145ZM193 255V256H194ZM204 255H205V253H204ZM220 255H222V254H220ZM225 255V254H224ZM231 255V254H230ZM2 256V255H1ZM7 256H9V255H7ZM39 256V255H38ZM57 256H59V255H57ZM61 256V255H60ZM65 256V257H66ZM82 256V255H81ZM84 256V255H83ZM117 256V255H116ZM125 256H124V258H125ZM153 256V255H152ZM162 256V255H161ZM164 256H166V255H164ZM169 256H171V255H169ZM169 256H168V258H169ZM174 256H175V254H174ZM183 255H181V257H182ZM187 256V257H188ZM192 256V257H193ZM213 256H215V255H213ZM235 256H236V254H235ZM240 256H241V254H240ZM253 256V255H252ZM26 257V256H25ZM35 257V256H34ZM56 257V256H55ZM90 257V256H89ZM88 257V258H89ZM156 257V256H155ZM158 257V256H157ZM176 257V256H175ZM186 257V256H185ZM219 257V256H218ZM224 257H226V256H224ZM228 257V256H227ZM226 257V258H227ZM260 257H262V253H258L257 255H255V256H253V259L255 260V262H258L259 260H261L260 259ZM5 257H3V259H4ZM18 258V257H17ZM27 258V257H26ZM50 258V257H49ZM69 258H71V257H69ZM81 258V257H80ZM91 258H92V256H91ZM99 258V257H98ZM134 258V257H133ZM136 258V257H135ZM142 258V257H141ZM140 258V259H141ZM183 258V257H182ZM198 258V257H197ZM201 258V257H200ZM239 258V257H238ZM39 259V258H38ZM77 259V258H76ZM83 259V258H82ZM81 259V260H82ZM139 259V260H140ZM144 259V258H143ZM150 259V258H149ZM155 259V258H154ZM165 259V258H164ZM163 259V260H164ZM169 259H171V258H169ZM202 259V258H201ZM223 259V258H222ZM221 259V260H222ZM232 259V258H231ZM253 259H252V261H253ZM1 260V259H0ZM32 260V259H31ZM35 260V259H34ZM45 260V259H44ZM47 260V259H46ZM85 260H86V258H85ZM97 260V259H96ZM186 258H185V262H186ZM214 259H212V261H213ZM251 260V259H250ZM18 261V260H17ZM28 261V260H27ZM33 261V260H32ZM36 261V260H35ZM34 261V262H35ZM38 261V260H37ZM40 261H41V258H40ZM51 261V260H50ZM53 261V260H52ZM54 261H56V260H54ZM69 261H70V259H69ZM99 261V260H98ZM101 261V260H100ZM100 261H99V263H100ZM156 261H158V260H156ZM172 261V260H171ZM190 261V260H189ZM203 261V260H202ZM211 261V262H212ZM216 261V260H215ZM222 261H224V259L222 260ZM5 262V261H4ZM26 262V261H25ZM24 262V263H25ZM30 261H28V263H29ZM33 262V263H34ZM43 262V261H42ZM64 262V261H63ZM93 262H94V260H93ZM151 262H152V260H151ZM160 262H162V261H160ZM165 262H167V261H165ZM168 262H170V261H168ZM188 262V261H187ZM192 262V261H191ZM196 262V261H195ZM194 262V263H195ZM225 262H227L226 260H225ZM224 262V263H225ZM251 262V261H250ZM8 263V262H7ZM37 263H40V262H37ZM52 263V262H51ZM56 263V262H55ZM83 263V262H82ZM81 263V264H82ZM90 263V262H89ZM99 263H97V264H99ZM153 264H154V262H152ZM157 263V262H156ZM201 263V262H200ZM199 263V264H200ZM212 263H214V262H212ZM241 263V262H240ZM9 264H10V262H9ZM22 264V263H21ZM26 264V263H25ZM43 264V263H42ZM74 264V263H73ZM80 264V263H79ZM84 264V263H83ZM93 264V263H92ZM95 264V263H94ZM161 264H165V263H161ZM171 264H173V263H171ZM185 264V263H184ZM190 264V263H189ZM193 264V263H192ZM215 264V263H214ZM219 264V263H218ZM229 264H231L230 262H229ZM233 264V263H232ZM235 264V263H234ZM247 264H249V263H247ZM251 264H253V262L251 263ZM255 264V263H254ZM258 264H259V262H258Z\"/></svg>",
    "mask_w": 264,
    "mask_h": 264
}]
</instances>
